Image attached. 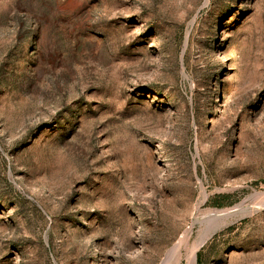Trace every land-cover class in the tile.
I'll return each mask as SVG.
<instances>
[{
  "label": "rangeland",
  "instance_id": "rangeland-1",
  "mask_svg": "<svg viewBox=\"0 0 264 264\" xmlns=\"http://www.w3.org/2000/svg\"><path fill=\"white\" fill-rule=\"evenodd\" d=\"M255 191L264 0H0V264H264Z\"/></svg>",
  "mask_w": 264,
  "mask_h": 264
},
{
  "label": "bare ground",
  "instance_id": "bare-ground-1",
  "mask_svg": "<svg viewBox=\"0 0 264 264\" xmlns=\"http://www.w3.org/2000/svg\"><path fill=\"white\" fill-rule=\"evenodd\" d=\"M253 194L264 196V191H255ZM218 212L214 211L207 214V216H204L201 220L199 219L200 221L198 220L199 222H205L206 224L204 228L201 227L203 229L200 228L202 231L191 244L188 242L190 234L188 232L183 233L167 252L160 264H196V251L198 248L201 247L206 239L213 235L217 229L219 230V228L225 223L226 218L232 215L228 212L222 213V210H218Z\"/></svg>",
  "mask_w": 264,
  "mask_h": 264
}]
</instances>
